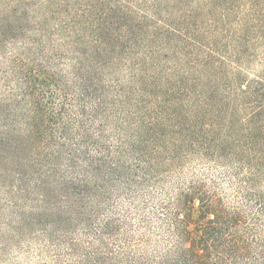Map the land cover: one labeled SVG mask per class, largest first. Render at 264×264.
<instances>
[{
    "label": "trees",
    "instance_id": "1",
    "mask_svg": "<svg viewBox=\"0 0 264 264\" xmlns=\"http://www.w3.org/2000/svg\"><path fill=\"white\" fill-rule=\"evenodd\" d=\"M264 264V0H0V264Z\"/></svg>",
    "mask_w": 264,
    "mask_h": 264
},
{
    "label": "rangeland",
    "instance_id": "2",
    "mask_svg": "<svg viewBox=\"0 0 264 264\" xmlns=\"http://www.w3.org/2000/svg\"><path fill=\"white\" fill-rule=\"evenodd\" d=\"M4 264H8V262H4ZM20 264H29V263L26 262V259L25 258H23L22 261H20Z\"/></svg>",
    "mask_w": 264,
    "mask_h": 264
}]
</instances>
